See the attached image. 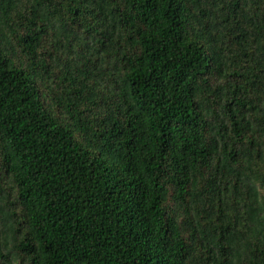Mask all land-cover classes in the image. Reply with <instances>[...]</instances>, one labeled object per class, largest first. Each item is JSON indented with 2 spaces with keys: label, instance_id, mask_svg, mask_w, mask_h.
<instances>
[{
  "label": "trees",
  "instance_id": "16d2710c",
  "mask_svg": "<svg viewBox=\"0 0 264 264\" xmlns=\"http://www.w3.org/2000/svg\"><path fill=\"white\" fill-rule=\"evenodd\" d=\"M0 264H264V0H0Z\"/></svg>",
  "mask_w": 264,
  "mask_h": 264
}]
</instances>
